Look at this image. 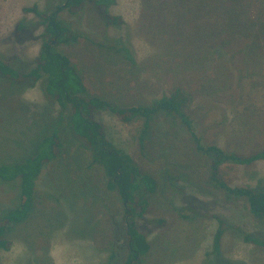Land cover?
Here are the masks:
<instances>
[{
  "label": "rangeland",
  "instance_id": "obj_1",
  "mask_svg": "<svg viewBox=\"0 0 264 264\" xmlns=\"http://www.w3.org/2000/svg\"><path fill=\"white\" fill-rule=\"evenodd\" d=\"M64 3L0 0V52L8 62L19 57L34 65L42 45V18L24 8L51 13ZM59 18L72 37L57 48L76 66L88 96L119 107L150 104L177 88L190 97L184 109L189 124L161 112L146 132L143 117L123 121L108 108L92 111L109 148L130 154L157 183L154 192L136 193L146 203H136L135 220L151 245L141 264H215L209 253L215 255L217 217L226 227L218 257L264 264V246L245 240L246 234L264 238V224L246 200L210 183L213 158L197 148L199 137L206 146L242 155L264 150V0H116L107 7L85 0ZM20 20L33 29L25 39L17 31ZM19 89L0 90V157L8 160L56 130L62 109L44 79L21 97ZM63 134L70 142L61 164L44 167L32 211L8 231L10 246L0 249V264H103L113 242L121 246V264L127 257L125 202L119 186L109 185L116 176L98 164L85 172L79 165L84 156L90 163L91 150ZM222 174L232 186L264 189V160L227 162ZM88 182L103 200L88 199ZM18 192V183L0 184V207H13ZM81 225L83 234L90 228L88 237L76 235Z\"/></svg>",
  "mask_w": 264,
  "mask_h": 264
},
{
  "label": "trees",
  "instance_id": "obj_2",
  "mask_svg": "<svg viewBox=\"0 0 264 264\" xmlns=\"http://www.w3.org/2000/svg\"><path fill=\"white\" fill-rule=\"evenodd\" d=\"M84 1L65 0L63 5H59L51 13L42 12L37 5L24 8L25 11L39 15L42 18L41 23L45 25L42 45L38 55L32 61L34 65L29 61L24 64L19 57H15L14 62H8L9 58L0 52V90L1 87L12 88L14 85H19L20 89L15 92L21 97L27 87L35 86L36 82L44 79L48 93L62 106L58 117H56L58 119L56 130L44 135L42 133V138L37 147L24 153L16 160L0 157V184L11 186L12 183H18L19 188L13 207H6L5 209L4 206H2L3 209L0 207V249L9 248L8 231L14 225L25 221L30 215L37 181L46 164L48 162H60L61 164V158L66 153L65 147L70 142L69 138L64 139L63 132L68 131L72 134L73 139L82 141L81 147L90 149L92 153L90 163L86 164L84 156L79 165L80 168L87 172L86 167L91 169L98 164L104 167L108 176H116V180L115 178L111 179L109 185L110 187L119 186V191L125 202L128 247L127 257L122 264H141L142 257L150 251L151 245L146 234L139 230L135 220L137 215L136 203H146V199H140L136 193L144 189L154 192L157 183L152 175L141 171L130 154L120 148H109L111 142L103 125L92 117V111L95 108H108L123 121L143 117L145 119L144 131L146 132L150 128L152 118L161 112L175 113L189 124L190 120L184 109L190 101V97L182 88H177L170 94H164L160 98L154 99L150 104L119 107L115 103L99 97L88 96L86 84L76 66L66 54L57 48L58 44L67 42L72 37L71 27L66 21L59 18L60 12L66 8L71 10L80 8ZM90 1L98 6L106 7L116 2V0ZM17 27L18 34L22 39L28 37L33 31L30 24L26 23L25 20H20ZM23 33L26 35H22ZM16 109L23 110L22 108ZM66 113H68L67 116ZM197 138L198 150L208 153L213 158L210 183L216 188L226 191L230 196L246 200L251 212L264 224V189L250 185L232 186L222 174V166L227 162L248 165L264 160V150L242 155L227 151L218 145L206 146L199 137ZM87 184V188L92 189L88 191V199L103 200L100 193L99 195L95 194L92 183L88 182ZM217 219L219 220V228L213 240L215 257L211 253L209 255L215 264H245L239 260L224 259L222 261L221 257H218L221 256V240L226 227L224 226L225 221L219 217ZM92 224L94 225L95 222ZM84 225L87 226L88 224ZM80 228L81 231L76 235L88 237L91 233L89 228L88 233L83 234V226L81 225ZM245 240L264 246V238L260 236L246 234ZM119 247L121 246H118L116 242L110 244L106 261L103 264H121Z\"/></svg>",
  "mask_w": 264,
  "mask_h": 264
}]
</instances>
